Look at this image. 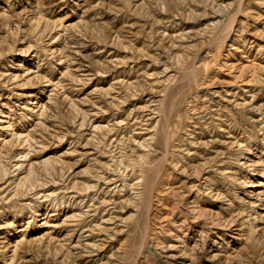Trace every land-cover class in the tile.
I'll list each match as a JSON object with an SVG mask.
<instances>
[{"label": "rangeland", "instance_id": "rangeland-1", "mask_svg": "<svg viewBox=\"0 0 264 264\" xmlns=\"http://www.w3.org/2000/svg\"><path fill=\"white\" fill-rule=\"evenodd\" d=\"M0 264H264V0H0Z\"/></svg>", "mask_w": 264, "mask_h": 264}]
</instances>
